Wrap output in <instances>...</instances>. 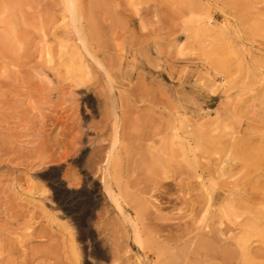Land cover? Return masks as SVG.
<instances>
[{"label":"rangeland","instance_id":"obj_1","mask_svg":"<svg viewBox=\"0 0 264 264\" xmlns=\"http://www.w3.org/2000/svg\"><path fill=\"white\" fill-rule=\"evenodd\" d=\"M77 7L108 72L86 55L79 85L59 66L78 43L62 0H0V264H75V253L79 264H264V0ZM134 43L136 63L120 67L117 49ZM76 101L97 130L104 112L120 117L124 215L102 187L109 125L106 141L84 142L67 172L57 167ZM228 204L240 217L218 226Z\"/></svg>","mask_w":264,"mask_h":264},{"label":"bare ground","instance_id":"obj_2","mask_svg":"<svg viewBox=\"0 0 264 264\" xmlns=\"http://www.w3.org/2000/svg\"><path fill=\"white\" fill-rule=\"evenodd\" d=\"M64 4V9L67 12V18L68 21L71 23V26L73 28V32L76 34L75 40L78 41V43L74 44L76 51L73 49H70L68 51H60L59 56H63V58L59 61V66H63L64 68V75L68 78H71L75 81L77 85L81 84L82 82V75L86 74L90 70V64L88 63V60L85 58L86 55H88L93 63L103 70L106 74L107 69L106 65L103 61V59L96 55L92 48L90 47L86 36L84 32L82 31L81 24H80V11L77 7V0H62ZM66 17V15H64ZM106 19V17H105ZM141 20L149 21V16H147L146 12L141 14L140 17ZM67 21V20H66ZM8 37L10 39L11 46H15V35L11 31H7ZM65 46V44H63ZM179 45V43H177ZM139 47H137V43H134V46L129 49V51L124 50L123 48L117 49V63L120 67H122L125 63H128V57L131 55V59L129 62L133 65L136 63L137 56L139 54ZM46 58L48 62H51L53 60L52 52L48 49L46 51ZM84 58V59H83ZM78 91L86 93V90L84 89H78ZM89 102V101H88ZM85 103H83V109L85 110V116L88 115L86 113V106ZM95 106L99 107L100 100L95 99ZM70 129L76 131L75 137L70 141V149L65 154L64 160L62 164H58L57 167H60L61 165H65V172H67L70 169V164L78 159L80 156V153L82 151L83 143H90L91 145L94 143V141H106L104 133L102 132L103 128H105L107 125L110 126V140L108 141V150L106 152L105 162L103 167L101 168L102 173V187L105 190L106 196L108 199L115 205L117 210L124 215L122 211V199H124V194L118 187V181L119 178V172L121 163H122V156H121V149L123 148V142H122V124L120 121V117L116 110L111 109L107 112H104L102 114V123L99 128V130L96 129V126L94 125H85V121L81 119L80 113H79V103L76 101V103L71 107L70 112ZM94 133L97 136L96 138L91 137L90 133ZM155 133V132H154ZM148 149H154L155 143H151L147 145ZM231 156L228 155L224 160L221 161L223 165H226L230 162ZM56 167L51 166L48 167V169H54ZM224 176V174H223ZM67 178V176H66ZM112 181L117 183V185L112 184ZM117 186V189L115 188ZM233 205L228 204L225 209L222 210L220 213L221 215H217L215 218V223H217L218 226L224 227L227 226L229 221H231L232 217L239 218L240 215H235L233 211ZM132 224V237L134 242L138 245V247H143V240L141 238V234L139 231V228L137 224L131 220L128 219ZM253 222H255L253 220ZM252 222V223H253ZM252 230V224L248 225V231L250 232ZM72 242V240H71ZM245 243L242 242L240 247L242 251V257L247 258L248 252L246 251ZM87 252H91L93 250V243L86 242ZM228 253V252H227ZM226 253V254H227ZM229 254V253H228ZM106 258V257H105ZM75 264H79V258L78 255L74 254ZM247 260V259H246ZM246 263V261L244 262ZM95 264H106L105 260H101L98 262H95ZM143 264V263H141ZM146 264V263H145Z\"/></svg>","mask_w":264,"mask_h":264}]
</instances>
